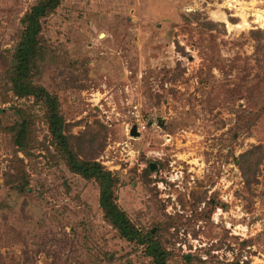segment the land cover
I'll list each match as a JSON object with an SVG mask.
<instances>
[{
  "label": "rangeland",
  "instance_id": "1",
  "mask_svg": "<svg viewBox=\"0 0 264 264\" xmlns=\"http://www.w3.org/2000/svg\"><path fill=\"white\" fill-rule=\"evenodd\" d=\"M36 1L0 0V264H148L114 238L97 186L56 158L43 109L3 81L20 19ZM256 14L264 16V0H61L42 21L52 55L38 83L58 97L72 137L97 138L93 154L119 180L118 205L173 253L169 264H264ZM19 109L33 120L27 157L7 132ZM136 123L145 129L132 137ZM248 152L249 184L239 166ZM14 167L29 192L6 184ZM113 252L122 259L109 260Z\"/></svg>",
  "mask_w": 264,
  "mask_h": 264
},
{
  "label": "trees",
  "instance_id": "2",
  "mask_svg": "<svg viewBox=\"0 0 264 264\" xmlns=\"http://www.w3.org/2000/svg\"><path fill=\"white\" fill-rule=\"evenodd\" d=\"M61 0H37L20 19L21 30L16 45L10 51V60L3 72V81L8 84L13 97L19 100H32L33 104L40 106L44 111L45 124L49 136L48 143L53 148L55 156L66 170L85 182H92L98 188V208L103 221L114 232L115 237L134 246L133 252L139 250L148 264H169L173 253L153 234V230L138 228L129 218L128 214L118 205L116 191L119 184L118 178L104 166L96 161L93 154L97 146V138H74L69 132V126L60 109L58 97L41 85L42 63L52 55L44 41L42 21L52 15L60 6ZM20 120L15 122L7 132L11 135L15 153L24 156L30 155L31 145L29 136L33 128V120L21 109L16 111ZM90 132V131H87ZM86 132V133H87ZM83 135V134H82ZM251 152L241 155L239 166L243 179L251 183L250 172L256 168L255 163L244 165L243 159ZM19 159L18 157H16ZM14 165L17 163L14 161ZM19 167V166H18ZM18 167L17 174H6V184L19 193L29 192L28 178ZM213 204V203H212ZM213 204V209H215ZM109 260H121L113 252ZM185 264L193 262L191 257H182ZM131 262V261H129Z\"/></svg>",
  "mask_w": 264,
  "mask_h": 264
},
{
  "label": "built area",
  "instance_id": "3",
  "mask_svg": "<svg viewBox=\"0 0 264 264\" xmlns=\"http://www.w3.org/2000/svg\"><path fill=\"white\" fill-rule=\"evenodd\" d=\"M133 114V116L136 118V121H139V117H140V114L139 112L137 111V108L134 107L133 111L131 112ZM136 129H137V132L139 133L141 130L145 129V126L144 125H140L138 123H136Z\"/></svg>",
  "mask_w": 264,
  "mask_h": 264
},
{
  "label": "water",
  "instance_id": "4",
  "mask_svg": "<svg viewBox=\"0 0 264 264\" xmlns=\"http://www.w3.org/2000/svg\"><path fill=\"white\" fill-rule=\"evenodd\" d=\"M130 135L132 137H137L139 135V133L137 132V129H136V126H133L130 130ZM156 168V165L155 164H151L150 165V170H154Z\"/></svg>",
  "mask_w": 264,
  "mask_h": 264
},
{
  "label": "bare ground",
  "instance_id": "5",
  "mask_svg": "<svg viewBox=\"0 0 264 264\" xmlns=\"http://www.w3.org/2000/svg\"><path fill=\"white\" fill-rule=\"evenodd\" d=\"M257 23H261L264 26V16L261 14H256V21Z\"/></svg>",
  "mask_w": 264,
  "mask_h": 264
}]
</instances>
